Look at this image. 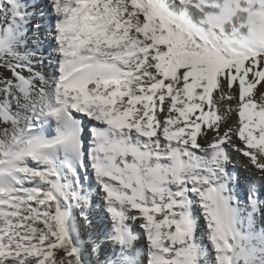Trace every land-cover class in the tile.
Instances as JSON below:
<instances>
[{
	"label": "snow or ice",
	"instance_id": "snow-or-ice-1",
	"mask_svg": "<svg viewBox=\"0 0 264 264\" xmlns=\"http://www.w3.org/2000/svg\"><path fill=\"white\" fill-rule=\"evenodd\" d=\"M0 264H264V0H0Z\"/></svg>",
	"mask_w": 264,
	"mask_h": 264
},
{
	"label": "bare ground",
	"instance_id": "bare-ground-1",
	"mask_svg": "<svg viewBox=\"0 0 264 264\" xmlns=\"http://www.w3.org/2000/svg\"><path fill=\"white\" fill-rule=\"evenodd\" d=\"M234 163H236V161H234ZM237 166H239V165L237 164Z\"/></svg>",
	"mask_w": 264,
	"mask_h": 264
}]
</instances>
